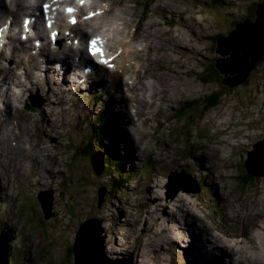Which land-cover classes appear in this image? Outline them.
<instances>
[{"label": "rangeland", "instance_id": "rangeland-1", "mask_svg": "<svg viewBox=\"0 0 264 264\" xmlns=\"http://www.w3.org/2000/svg\"><path fill=\"white\" fill-rule=\"evenodd\" d=\"M165 1L168 2L170 0ZM177 1L182 7L184 1ZM211 1L213 0H206L205 2L203 1L201 5L208 6ZM234 1L235 0H231L230 2L233 3ZM23 2L27 1L23 0ZM109 2L113 5L116 4V0H109ZM145 3H147V0H145ZM261 3L262 2L260 0H238L234 6V10H230L228 14L225 13L217 15H214L211 11L205 12L206 14L203 15L202 13H204V11L201 7H198L194 11L191 9L189 10V15L186 20L181 12L175 10L174 8L169 9L168 6H165V11H170L172 15L179 16L186 22L190 23V25L188 24L185 28H174L173 30L176 29L175 34L173 33L175 37L172 40L171 36H168V34H166L167 32L161 28V24L153 19V16H156L158 13H154L152 19L145 25V27H148L150 24H154L153 27L147 31H150L153 35L159 37L156 39L153 38V36L149 38H153L151 43H145V37L148 35V32H143L142 35L139 34L141 35L139 37L141 38L142 42L139 40L138 41L140 44L145 46L148 51L147 58L143 64V70L145 71L147 65L152 66L151 63L153 61H155L156 64L159 63L158 71H160L159 65H163L165 69L168 68L170 71L167 74L169 77V90L167 94L169 101L173 102L174 100L175 84L179 86L178 91L181 92L180 97L185 99L184 101H181L183 108L185 107L187 100L188 103L194 101L196 104L193 105L194 103H192L194 107L191 109L189 107V109L184 113V117L180 114H171L166 116L161 110V114L155 119L154 116L158 114V112L153 113L152 110L150 111V114L144 113V117L149 116L148 127L153 122L165 127L164 129L161 127L159 132H152L147 136V144L151 143V140L154 137L157 140V144L153 143L155 153L151 159L152 162L148 164L149 167L147 169H143V167H145V165H143V159L145 161H149V158L152 157V154H145L144 149H141L139 145H137L135 148H137L141 157L139 155H133L132 151L135 154L136 150H133L134 147L131 140L128 139L123 133V128L127 126L126 124L128 121L123 123L118 119V117H116V121L118 124L117 129L120 132L118 135H121L120 139H114L112 134L106 132L103 129V131L106 133V136L113 137L114 139L113 144L115 149L110 148L109 150L112 152H119L121 150L123 154H126L129 156V158H131V160H127L128 165L133 167L136 166V169L132 174H130V171H127V168L126 171L124 169V175H117V179L114 177L109 178L107 176L109 172H106V169L100 172L101 165L99 164L98 159L95 163H91L90 160L86 158L84 161H81L79 166L71 164L72 159L70 157L67 161L60 162L57 156H67L69 154H73L75 152L74 150L78 148L75 144H73L74 148L70 147L71 142L74 139L73 133L70 136V141L68 139L66 141L67 148L65 145V140L61 142V138H57L56 132L53 133V137L55 138H49L50 143L55 146L42 148L43 143L48 145L46 138L42 133L35 132L36 139L34 140V143L40 148V155L38 157L30 156V159L27 158V160L24 161V166L22 169H20V185L29 186L27 180L29 179L32 172L37 171L35 174L36 182L42 184L35 189L33 188V192L38 194L37 197L40 201H44L45 199V201L50 203L51 206L54 205L53 201L54 203L56 202L54 208H50V216H53L52 211H54L57 221L59 219L62 221V223H59V225L57 224V221L54 223L56 226L52 228L51 233L48 234V232H46L49 236H52V243L54 244L48 245L46 240L48 237L46 238V234L38 229V227H40L42 230H44V224L47 223L38 215V213L42 211V215L45 217L43 209L40 208V203L37 201L36 197L34 198V202L30 204L26 200V198L30 196V192L25 193V201L23 204L26 205L27 209H25L26 212L31 215V220L35 221L28 225V227L31 229L30 235L33 236V246L35 243L34 237H36L37 243L39 244V257L45 260L49 259L50 262L53 263L54 261L57 264H64V262L69 257L66 264H75V258L69 254L68 246L70 243V247L74 246V242H72V240L74 241V237L76 238L75 233L77 232V229L80 228V224L83 221H86L90 225V232L93 234V237L97 238V236L101 235L106 238L105 246L103 247L102 243V247L98 249V251L101 253L103 250V252L105 251V255H110V258H105L107 260H119L120 258L122 260H126L129 255L123 251L126 247H128V250H131V252H137V255H140V252L144 250L147 259L146 264H192L193 262L191 261L193 260L192 257H190L192 247L185 243L188 240V236L184 239H178L179 223H184L186 221L180 222V220H184V217H186L187 221L190 219L196 220L193 221L194 223L192 222L193 224L191 223L188 225H194V227L198 226L203 230L205 228L208 229L209 227L212 228V234L214 235L213 244L210 243V240H207V243L211 246L212 250H208V252L206 251V257L213 254V251H215L213 250V245L215 244V246L218 247V253H221L220 255L223 258H231L230 263L254 264V262H256L255 264H259L258 262L260 261L262 264H264V178H260L261 180H255L251 186H245V190H242L241 193H239L236 189L235 193L243 202L242 207L244 209H242L244 210V215L247 216L248 221H243L244 219H241L240 224L237 227H235L234 224L229 221L232 213L236 215L235 207L231 210L233 206L232 203H234V198L230 197L232 196V184L235 187L236 185L240 184L239 175H243V171H245L242 170V168L243 163L249 160V151L253 149L254 145L255 147L258 146L260 144L258 142L264 139V66L254 70L250 74V78L248 77L247 81L245 82L246 84L244 83L234 87V92L227 94L225 98L222 97L220 105L208 110L207 112L203 111L204 101L207 100L205 98L209 97L212 92L216 90V87L213 84L210 86L203 84L197 77V75L199 76L203 69V64L201 63L214 58L212 55H215L217 60L223 58L219 53H215L216 50H214V42H211L210 38L216 36L219 33L229 36L232 28H235L234 24L236 22L242 21L244 18L246 19L248 16V19L251 18L255 21L257 19L256 14L252 17L249 11L252 9L253 4ZM173 4L178 5L177 2H173ZM164 5H166V3ZM11 6H13L14 9L7 10L14 11L15 4L13 1ZM212 7L213 10L221 9L222 11H225V9H222L221 4L217 1H214ZM143 11H145V9H143L141 6L122 8L121 10L117 11L115 15L111 16V18L108 20V23L117 17H121L126 19L127 23H132L133 25V18L139 19L141 17H145V15H143ZM245 12H247L246 15ZM5 13L3 12V16ZM6 14L7 15L4 16V19H6L4 24L7 21L8 16V13ZM192 15L196 20L192 19ZM218 17H222L224 20L218 19ZM135 26L139 29V24ZM165 37H168L169 39V41H166L167 50H163V52L161 51L159 53L156 50V47L158 42L163 40ZM14 44L16 45V42ZM10 45L12 47V44ZM30 45V43L26 42V46L22 47V49L16 46V53H22V55L26 57L29 55L27 54V49L29 50ZM174 46H178L175 50L177 52L176 54L172 51V49H170ZM9 50L10 52L8 54L11 55L13 47ZM6 52L7 49L5 50V54ZM3 61L5 60H2L1 62ZM21 62L22 65H24V62ZM11 63L12 61L8 60L5 64L10 66L12 65ZM210 64L211 63H206L204 66L207 67ZM178 66L181 69H177ZM3 68L5 70V66L1 67V70ZM177 70L180 75L176 73ZM33 72L35 73V71ZM163 73L164 71H161V76H163ZM145 74L150 78H154L157 77L158 73L153 71L151 73ZM226 76L233 78L231 75ZM222 77L225 76L222 75ZM150 78V83L144 84L142 83V77L140 76L138 78V90L141 93L148 92V95L154 101V105L157 107V101H160L163 95V86H160L161 83L158 84V86H156V91L153 92L151 88H147L153 83ZM37 86L38 84L36 86L28 85V88L33 89L26 90L25 93L21 94V97L23 96L24 98L19 99L17 102L23 103L25 98L29 96L31 92L43 93L42 90L34 89ZM42 87L45 89L50 88V86L44 82L42 83ZM78 93L82 100L75 101L74 106L81 104L84 111L87 109L89 112H91V108H93L92 104L94 103L92 101L93 90L91 87L87 86L86 91H79ZM16 95L17 94L14 93L12 89V93L8 97L14 106ZM117 98L121 102L122 97L119 96ZM104 99L95 103H100ZM108 102L109 100H107V103ZM122 105L123 107L126 106V104ZM16 107L19 109V113L16 116L12 115L5 124L4 121H1L0 117V138H2L0 139V176L1 179L4 180V184L7 186V178L13 177L12 173L15 171V168L10 164L9 157L7 156L6 152L9 151L12 157L18 156L21 158L22 150L30 149L27 147L25 139H23L25 133L24 130L22 128L18 130V128L21 126L24 127V125L27 123V120L30 122L29 125H33L34 119H37L34 114L25 110V107L23 108V106L18 104ZM118 110V107L115 108V113ZM75 111L78 119L82 114H84L82 110L80 111L75 109ZM163 116L164 120H162ZM86 117L95 118L93 115ZM20 119L25 121L22 122ZM46 121L48 122L49 127L58 126L57 123H55L53 117H50V119L47 118ZM98 122V120H94L91 122V124ZM223 123L226 125L227 129L232 128V130H237L240 132V135L237 137V139L235 138L232 142H228L227 139L226 143V139H219L218 136H215L217 131L224 130ZM31 128L35 131L33 126ZM154 128L157 130L156 125ZM96 129L97 133L100 135L98 126ZM46 131H53V128L46 129ZM18 132L21 133V137L17 136ZM160 132H163L161 138H159ZM9 134H11V137ZM6 136L10 137V139H8L10 144L15 143V145L11 148L4 149L3 141ZM32 137L35 138V134H32ZM76 139L79 140V137H76ZM207 139H210V141L212 139H219V144L222 143V145L215 143L214 147L210 141L207 142ZM85 143L86 139L84 138L80 148L81 152H83V147L86 146ZM94 144L98 148V143L96 141ZM204 145L205 150H203ZM259 146L260 148H263L261 144ZM190 147V150L195 153L194 156L190 158L198 161L201 156L206 155L209 159H211L210 162L207 165H204L201 162L200 164L206 168L209 167V169H211V174L214 173V177L207 174L204 178V184H201L202 192L197 197L196 201L193 199L191 200V198L186 195H180L177 197L179 194H176L174 198L170 197L168 186L171 182L167 181L168 176L171 175L173 183L186 185L188 183V179L183 178L181 175L173 176V172L183 174L182 171H184L187 174H196V172L189 171L186 165L181 164L183 158L180 159L179 157L181 152ZM68 148L73 150H68ZM53 150L54 153L53 156H51V152ZM65 150L68 152L66 155L63 154ZM49 157L51 164L49 162ZM52 157H55L56 159ZM136 158H141L140 166L136 165ZM257 158L258 156L256 152L253 155L252 161ZM41 161L44 163L41 166H38L37 164H39ZM188 161L190 162L191 160ZM254 162L256 163L257 160H254ZM109 165H111V161L107 162V166ZM56 168L61 169L60 171L56 172ZM122 168H124V164H122ZM219 168L225 169L218 171ZM60 172L63 176H59ZM206 173H209V171L207 170ZM231 175L235 178L233 179V183L231 184L230 181H227V185L225 186V188L228 186L227 194L229 193L228 197L230 198L228 200H223L222 198L218 197L217 189L212 188V183L209 180L213 181L215 178L217 179V177L222 178V176L228 177ZM120 176H123L124 180H121L117 184V181L121 179ZM109 182L114 184L115 190H112L111 187L107 188L109 189V192L105 193L106 196L103 200L101 191L104 187H108L107 185H109ZM11 184H13V181L10 182V185ZM81 186L83 189L80 188ZM50 187L52 195H49ZM187 188L188 189L186 191L196 190V183L190 182L187 185ZM11 193L12 192L8 190L4 191L6 196ZM209 194H211L213 202L210 201L211 198H209ZM44 195L46 197H44ZM67 199L70 201V203L66 202L69 203L68 206L65 203ZM181 199H183V202L186 204V206L182 208H180V205L182 204V201H180ZM221 202L223 204H221ZM139 206L142 207L138 208V210L141 211H137V207ZM200 206L204 209L201 210V208H199ZM120 209L124 212L122 217L125 221H127L126 223H128V220H130L129 223H132V229L126 225L125 227H122L120 217L118 218V221L116 220V215H119L118 211ZM173 211H180V216L175 218ZM170 214L173 215V218L166 219V217ZM203 214L206 215L205 228L197 222L199 219L204 217ZM4 216L5 218H8V222L11 224V220L9 218L15 216L14 207H11V205L0 207V225L9 231L11 225L7 223ZM240 216L242 217V214ZM147 221L148 223H146ZM236 222L238 223L239 221ZM5 224H7V228H5ZM111 228H113V231H111ZM203 230L200 232L201 235L204 236V234H202ZM99 231H102V234H100ZM190 231H192L191 228ZM229 232L230 234L236 233V236H238V234H241L240 236H244L241 237L242 239L240 240H234L238 245L241 246L239 248L241 257H231V252L227 248L228 245L225 246L221 241L220 236L215 234L219 233L223 237L224 233ZM0 234L3 233L0 231ZM192 236L193 235H191V237ZM3 237H6V234H3ZM170 239L173 241H175V239L179 240L178 245H175L176 243L173 244ZM223 239L228 241L227 238ZM4 240L5 242H12L16 240V237L11 235ZM1 241L2 240H0V243ZM29 241V239H24V242H20V245L24 250V253H22L24 256L26 254V247L23 246H26V243ZM118 242H120L122 245V249L116 245ZM204 244V241H198V245L200 247L204 248ZM191 245L196 246V243H194L193 239ZM14 247L15 244L11 252V257L15 251ZM252 247L255 248L253 249ZM106 248H109V251L113 253L117 251V253H107ZM137 248H140V252L136 251ZM246 250H248V255L247 252H244ZM185 252L190 255L186 257ZM144 257L145 254H141L139 256V258ZM255 257H257V260ZM24 258L25 257H23V259ZM23 259L19 258L20 261H23ZM109 260L108 262L110 263ZM32 261H34V259ZM200 261L202 260L200 259ZM134 263L135 262L133 260V264ZM228 263L229 262L223 259V264ZM0 264H7L5 257L4 259H1Z\"/></svg>", "mask_w": 264, "mask_h": 264}, {"label": "water", "instance_id": "water-1", "mask_svg": "<svg viewBox=\"0 0 264 264\" xmlns=\"http://www.w3.org/2000/svg\"><path fill=\"white\" fill-rule=\"evenodd\" d=\"M256 16L255 21L250 18L237 24L236 29L229 36L222 37L218 41L215 53H219L223 58L215 62L216 68L224 76H235L229 80L233 82L231 86L228 85L230 88L244 84L255 65L264 59V0L257 5ZM260 144L263 148H260ZM260 144L249 154L245 166L252 175L264 178V140ZM256 152L258 158L254 159L257 160L255 163L252 158ZM171 188L177 191L178 186L172 184ZM99 233L102 234V231ZM76 235L73 250L76 257L75 264L109 263L104 257L103 250L101 253L98 251L102 247L101 243H104L103 236L93 237L89 223L80 227Z\"/></svg>", "mask_w": 264, "mask_h": 264}, {"label": "bare ground", "instance_id": "bare-ground-1", "mask_svg": "<svg viewBox=\"0 0 264 264\" xmlns=\"http://www.w3.org/2000/svg\"><path fill=\"white\" fill-rule=\"evenodd\" d=\"M168 1V0H167ZM13 2H14V4H15V10L14 11H9V10H7L6 9V13H8V16H7V21L5 22V24L11 19L10 17H9V14L10 15H12V16H14V18H16V17H18L22 12H27L28 11V2H23V0H13ZM172 3L173 2H175V1H171ZM126 11V10H125ZM3 12L5 13V11L3 10V8H2V15L0 16V20H3L4 21V16L6 15V13L4 14V16H3ZM158 15V14H157ZM29 17V16H31V15H26V17ZM113 22H115V23H118V22H126L127 23V21H126V19H124V18H121V17H117V18H115V19H113L112 21H110L109 23H113ZM184 22H185V20H183L182 18H181V23H180V25H181V27H184ZM4 24V25H5ZM12 24V26L14 25L13 23H11ZM153 25L154 24H150L148 27H144L143 28V32H148V35L145 37V43H151L152 42V39L153 38H156V39H158V37L159 36H156V35H153L152 34V32H150V31H147L148 29H150V28H152L153 27ZM141 27V25L139 24V28ZM181 27H180V29H181ZM185 28V27H184ZM154 31H155V29H154ZM39 32V31H38ZM82 33H85V30L82 32ZM166 34H168V36H171V40L175 37V35L173 34V33H166ZM19 35L20 36H22V32L21 31H19ZM154 36V37H153ZM30 37L31 36H29L28 35V38H27V40L25 41V42H28V43H30V44H33V43H35L36 41V39H30ZM151 37H153L152 39H149V38H151ZM45 38H46V40H44V44L46 45L47 44V42H48V40H47V36H45ZM161 39V38H160ZM165 39H168V37H165L163 40H160V42H158V45H157V47H156V50L160 53L161 51L163 52V50H167V47H166V41H169V39L168 40H165ZM15 42H11L10 44H12V47H13V50L11 51V56H12V58L13 59H19L20 57H18V56H15V55H17V53H16V45L14 44ZM20 43V45H22V47H24L23 46V43H21V42H19ZM6 45H8V44H6ZM153 46H154V42H153ZM178 46H174L173 48H170V49H172V51L176 54L177 52L175 51L176 50V48H177ZM151 48V47H150ZM151 49H153V48H151ZM169 49V48H168ZM5 50H6V47L3 49V52H0V62L2 61V60H5V57H4V55H6L5 54ZM72 51H70L69 53H67V54H65V53H62L61 54V56L62 55H64V59H61V56H60V58H59V60L61 61V63H62V65L65 67V71H66V73H67V75L68 74H72V75H76V73L74 72V70L72 69V61H71V59H72ZM26 54V53H25ZM27 55V54H26ZM23 56V55H22ZM77 56H79L80 57V60H83L85 63L86 62H88L90 59H89V57L87 56V55H85L82 51H79V52H77ZM24 57V56H23ZM46 58H47V62H49L50 61V57H49V54H47L46 55ZM29 59V61H30V64H29V66L32 68V71H27L25 68H27L28 66H27V64H25V61H24V58H20V61H19V63H18V65H16V66H14V67H10V66H5V70H4V68L1 70V67H0V73H2V74H0V99H1V101L3 102V104H5V110H2L3 112H6V114L4 115V117H3V119L1 120V121H4V124L10 119V117L13 115V116H16L19 112V110L13 105V103L9 100V95L12 93V87L13 86H15L16 88H18L19 90H22V89H24L25 90V88H28V85H31V86H33V85H37V83H35V82H33V80H34V78H33V74H35L33 71H37L36 70V66H38V62H37V58H36V56H32V57H29L28 58ZM21 61H23L24 62V65H22V62ZM2 63V62H1ZM152 66L151 65H147L146 66V68H145V73H151V72H153V71H155L156 73H158L157 74V77H151L150 79L153 81V83L151 84V85H149L147 88H151L152 89V91L154 92V91H156V86H158V84H160L161 82H160V79H161V71H158V64L159 63H155V61H153L152 63ZM154 65V66H153ZM25 67V68H24ZM16 68H20L21 70H23L24 71V73H25V76H26V80L28 79V84H25V83H23V82H21L20 80H19V77L17 76V74H16V72H14V70L16 69ZM48 68V70H49V72H51V74H53V76H56L55 78H57V81H55V83L57 84V85H64V83L62 82V80L60 79V76L51 68V67H47ZM155 68V69H154ZM162 68V65H159V70ZM28 69V68H27ZM177 69H180V67L178 66L177 67ZM177 74H179V72H178V70H177V72H176ZM180 75V74H179ZM64 82H65V80H64ZM4 85V87H2ZM162 84H160V86H161ZM2 87V88H1ZM92 88H94V87H92ZM234 88V87H233ZM116 90V93H119V91L117 90V89H115ZM144 93L145 92H143L142 94L144 95ZM58 96H59V94H58ZM119 97V96H118ZM121 97V96H120ZM121 104H126V102L124 101V99L122 98L121 99V102H120ZM123 106V105H122ZM117 106H115L114 108H116ZM124 108H126L127 109V104H126V106H124ZM107 109H105V111H106ZM111 111L113 110V109H110ZM21 115V114H20ZM159 115L160 114H156L155 116H154V118L156 119V117L158 116L159 117ZM0 117H2V116H0ZM153 118V119H154ZM162 120H164V116L162 117ZM0 125H1V122H0ZM10 125V124H9ZM20 127V126H19ZM23 129L24 130V132H25V125H24V127H20V128H18V130L19 129ZM1 129V128H0ZM3 130V129H2ZM124 130V129H123ZM10 135V137H11V134H9ZM21 135V133L20 132H18V137ZM5 136V135H4ZM125 136H127L126 134H125ZM0 137H1V131H0ZM10 137H8V136H6L5 138H4V141H3V143H4V146H3V148L5 149V148H11V147H13L14 145L13 144H10V141L8 140V139H10ZM21 137V136H20ZM0 139H2V138H0ZM2 141V140H1ZM3 149V150H4ZM28 150V149H27ZM133 150H137V148H135L134 147V149ZM29 151V153L27 154V155H25L24 157H23V160L25 161V160H27V158L28 159H30V156H32L30 153H31V150L29 149L28 150ZM4 152V151H3ZM51 156H53V154H51ZM52 158H55V157H52ZM153 158V156L151 157V159ZM56 159V158H55ZM105 160H106V156L103 158V160L102 159H99V164L101 165V171L100 172H102V171H104L105 170ZM49 162H50V164H51V161H50V157H49ZM103 162H104V165H103ZM44 162L43 161H41L39 164H37L38 166H41L42 164H43ZM31 174H33V172L31 173ZM31 176V175H30ZM63 176V175H62ZM102 197H103V200L105 199V196H106V194L105 193H108V189L106 188V187H104L103 189H102ZM44 197H46L45 195H44ZM180 201H182V204L180 205V208H182V207H185L186 206V204H185V202H183L184 200L183 199H181ZM42 209H43V212H44V215H45V217H48V216H50V205L47 203V201H45V199H44V201H43V206H42ZM193 217V216H192ZM171 218H173V215H168L167 217H166V219H171ZM185 219H184V221L186 222V224H191L193 221H196L195 219H190L189 221H187V218L186 217H184ZM135 221V220H134ZM194 223V222H193ZM192 223V224H193ZM111 227V226H110ZM108 228V227H107ZM199 229H200V231H202L203 229L202 228H200V227H198ZM109 229V228H108ZM205 230V229H204ZM203 230V232H202V234H205V232L206 231H204ZM111 231H113V228H111ZM182 231V230H181ZM76 238H77V235H76ZM170 241H172V242H175V241H173V240H171L170 239ZM175 245H178L177 243L175 244ZM101 246H102V243H101ZM105 246V243H103V247ZM213 250H215V251H218V247L217 246H215V244L213 245ZM74 248H75V243H74V246H73V248H72V254H73V250H74ZM253 249L255 248V247H252ZM128 252V253H126L127 255H131V253L128 251V247H126L125 249H124V253L125 252ZM211 251V250H210ZM220 251V250H219ZM106 252L108 253V252H110V253H112V254H116L117 253V251H115L114 253L113 252H111V251H109V248L107 249L106 248ZM122 252V251H121ZM183 252V251H182ZM221 254V253H220ZM132 255H137V252H133V254ZM224 255V254H223ZM230 255H231V257L233 256L232 255V253H230ZM206 256V255H205ZM261 257H262V255H261ZM75 258V263H76V257H74ZM263 258V257H262ZM255 259L257 260V257H255ZM264 259V258H263ZM133 260H134V258H132V264H133ZM53 263H55L54 261H53ZM256 262H254V264H255ZM259 264H262V262H258ZM118 264V263H117ZM134 264H136V263H134ZM231 264H233V263H231Z\"/></svg>", "mask_w": 264, "mask_h": 264}, {"label": "trees", "instance_id": "trees-1", "mask_svg": "<svg viewBox=\"0 0 264 264\" xmlns=\"http://www.w3.org/2000/svg\"><path fill=\"white\" fill-rule=\"evenodd\" d=\"M262 2V0H260ZM142 7V4L140 5ZM143 8V7H142ZM145 10H148V2L145 3V7L143 8ZM256 10H257V4H253L252 5V9L249 11L250 12V15L253 17L256 13ZM247 13V12H246ZM249 17V16H248ZM246 17V19L248 18ZM239 22H236L235 24H237ZM229 34V33H228ZM226 35L222 34V33H219L217 34L216 36L210 38L211 42H214V50H216L217 48V45H218V41L220 40V38L222 37H225ZM217 51V50H216ZM162 54V53H161ZM214 56L215 58V55H212V57ZM211 58L210 60L206 61V62H203L201 64H203V69H202V72L200 73V75L198 77V79H200V81L205 84V85H208L210 86L211 84L215 85L216 87V90L212 92V94L205 98L207 100L204 101V108H203V111H208L212 108H215L217 107L218 105H220L221 103V100H222V97H226L227 94H231V92H234L235 90L233 88H230L229 86H231L233 84L232 81H229L230 80V77L229 76H226V77H222V73H220L217 68H216V63H215V60L216 62H218L219 60L221 59H218L217 58ZM206 63H211L209 66L205 67L204 65ZM264 66V59L261 60L260 62H258L255 67L253 68L252 72L256 69H258L259 67H263ZM181 69V68H180ZM166 69L164 68V66L162 65V68L160 69V71H165ZM224 76V75H223ZM200 77V78H199ZM250 78V77H249ZM229 81V82H228ZM249 82V80H248ZM247 82V83H248ZM246 84V83H245ZM229 85V86H228ZM193 105H196L195 103ZM191 104V106H188L187 107V110L191 108H193V106ZM190 118H193V117H190ZM101 127V126H100ZM106 135V133L104 134ZM101 148H103V151L106 150V145L105 144H101ZM106 159H107V152H106ZM112 159V163L116 164L115 160L113 158ZM105 165H106V160H105ZM242 170H245L243 171V175H239V185L245 189L246 187L245 186H251L252 183L255 181V180H261L259 178H256V176L252 175L248 169L246 168V166H243ZM127 171H129L127 169ZM117 186V185H116ZM108 188V187H106ZM117 189V188H116ZM108 192H109V189H108ZM26 200L32 204L34 202V197H28L26 198ZM5 241V240H4ZM72 247H70L69 249V254H71V256H73L72 254ZM0 251H1V248H0ZM192 264H197L196 262H193Z\"/></svg>", "mask_w": 264, "mask_h": 264}, {"label": "snow or ice", "instance_id": "snow-or-ice-1", "mask_svg": "<svg viewBox=\"0 0 264 264\" xmlns=\"http://www.w3.org/2000/svg\"><path fill=\"white\" fill-rule=\"evenodd\" d=\"M80 2L83 3V0H80ZM68 11H69V12H72V11H74V10H73V9H68ZM75 22H76L75 20L72 21V23H75ZM93 43L95 44V43H97V42H96V41H93ZM101 54H102V52H101ZM105 63H107V61H105Z\"/></svg>", "mask_w": 264, "mask_h": 264}]
</instances>
